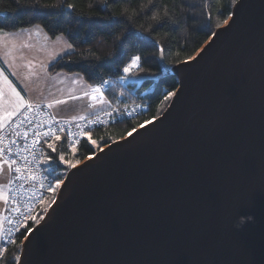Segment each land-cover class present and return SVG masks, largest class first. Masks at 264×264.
Listing matches in <instances>:
<instances>
[{
  "label": "water",
  "instance_id": "obj_1",
  "mask_svg": "<svg viewBox=\"0 0 264 264\" xmlns=\"http://www.w3.org/2000/svg\"><path fill=\"white\" fill-rule=\"evenodd\" d=\"M159 64L166 109L67 170L16 264H264V0Z\"/></svg>",
  "mask_w": 264,
  "mask_h": 264
},
{
  "label": "trees",
  "instance_id": "obj_2",
  "mask_svg": "<svg viewBox=\"0 0 264 264\" xmlns=\"http://www.w3.org/2000/svg\"><path fill=\"white\" fill-rule=\"evenodd\" d=\"M236 1L153 0L152 5L141 12L139 6L144 0H60L56 7L44 6L45 2L51 3L53 0H31L30 3L28 0H0V30L17 32L40 27L51 38L61 35L73 43L75 53L63 54L52 62L48 66L52 73H79L91 85L108 78L123 77L121 86H113L107 91L108 98L116 105L142 103L147 109L136 116L122 117L87 133L103 146L160 115L178 86L175 75L162 76L159 50L153 41L163 46L164 57L169 65L187 60L229 18ZM69 3L74 5V10L67 8ZM164 7L168 8L172 19L166 17L152 28L151 33H145L137 27L153 10H163ZM108 16L113 19H106ZM129 16L133 19L130 20ZM121 32L124 33V39L117 43L114 38ZM113 45L114 54L109 56L107 53ZM140 54L145 58L140 66L133 67L130 73H124L123 67L130 56ZM87 135L76 145H72L64 136L59 139L55 137L47 143H55L60 155L70 162L78 163L96 152L90 150L91 141L86 139ZM47 143L44 145V157H54L51 161L53 168L49 172L61 180L65 175V166L55 159ZM52 196L54 194L50 198ZM26 225L29 230L35 223L30 221ZM23 229L6 247V251L1 253L0 264L17 263L16 258L19 257L21 243L27 233Z\"/></svg>",
  "mask_w": 264,
  "mask_h": 264
},
{
  "label": "built area",
  "instance_id": "obj_3",
  "mask_svg": "<svg viewBox=\"0 0 264 264\" xmlns=\"http://www.w3.org/2000/svg\"><path fill=\"white\" fill-rule=\"evenodd\" d=\"M122 83V76L105 79L94 88L93 94L96 99L103 100L111 87L121 86ZM95 89H99V92ZM25 106L0 131V148L11 149V151H0L11 168L5 204V222L1 233L2 248H6L17 238L21 227L30 222L32 217L37 218L42 214L47 197L57 190L55 184L59 180L46 169L43 163L44 145L47 142L55 137L64 136L72 145H76L90 130L109 125L122 117L136 116L147 109L145 104L132 103L115 105L85 116L83 119H62L57 117L45 103L27 101ZM90 120L96 123L89 124ZM53 131L54 135L50 138L44 135ZM17 168L20 169L19 172L16 171ZM17 207L20 212L27 213L31 210V217L22 218L15 211ZM18 221L22 222L18 223Z\"/></svg>",
  "mask_w": 264,
  "mask_h": 264
},
{
  "label": "crops",
  "instance_id": "obj_4",
  "mask_svg": "<svg viewBox=\"0 0 264 264\" xmlns=\"http://www.w3.org/2000/svg\"><path fill=\"white\" fill-rule=\"evenodd\" d=\"M56 39L40 27L0 30V131L23 110L17 107L21 100L24 105L27 101L51 105L50 110L62 119H80L112 105L108 95L101 102L93 99L95 85L87 83L81 74L48 70L63 55L59 52L62 44H56ZM7 112L15 114L4 121ZM5 161L0 154V248L11 176Z\"/></svg>",
  "mask_w": 264,
  "mask_h": 264
},
{
  "label": "snow or ice",
  "instance_id": "obj_5",
  "mask_svg": "<svg viewBox=\"0 0 264 264\" xmlns=\"http://www.w3.org/2000/svg\"><path fill=\"white\" fill-rule=\"evenodd\" d=\"M67 8H68V9H72V10H74V5L71 4V3H69V4L67 5ZM106 19H108V20H112L113 18H112L111 16H108V17H106ZM125 35H126V33H125ZM138 35L140 36L141 39H144V36H143L142 34L138 33ZM216 35L218 36L219 33H217ZM57 38H58V37H57ZM123 39H124V36L122 37L121 41H122ZM153 42L157 44L158 50H159L160 52H164L165 49L163 48V46L159 45L158 42H156V41H153ZM75 51H76V49H75V45H74L73 43H71V42L65 43V44H64V47H62V48L59 50L60 53H63V54H65V55H72V54L75 53ZM58 54H59V53H58ZM144 59H145V58H144V56H143L142 54H140V55H132V56H130L128 63L123 67V72H124V73H130V70H131L133 67H139L140 64L143 62ZM124 78H126V77H124ZM95 91H96V92H99V89H95ZM84 95L87 96L88 93L85 92ZM101 95H102V93H101ZM92 98H93V99H96L95 96H93ZM17 107L20 108V107H26V106L24 105L23 101L21 100V102L17 105ZM49 107H51V105H49ZM14 114H15V112H7V113L4 115L3 120H4V121H7V120H8L10 117H12ZM81 119H83V117H81ZM88 123H89V124H93V123H96V121H92V120H90V121H88ZM61 130H62V129H61ZM146 130H147V129H145V131H146ZM25 135H26V134H25ZM44 135H45L46 137H49V138H50L52 135H54V131H53V132L45 133ZM85 135H86V134H85ZM57 139H59V137H57ZM86 139H87V140H90L91 138H90V137H86ZM105 142H107V141H105ZM33 143H36V141H33ZM94 145H95V141L93 140V141H91V143L89 144V148H90L91 151H95V147H94ZM47 148L50 150L51 153H54V154H55V159H56L57 161L62 162L63 164L67 165L69 168L75 167V165L72 164V162L66 160V159L64 158V156H62V155L59 154V152L57 151V146H56L55 143H47ZM109 150H110V149H109ZM0 151H11V149H10V148H7V149L0 148ZM53 159H54L53 155H48V156L44 159L43 163H44V164H48V163H49L50 161H52ZM4 163H8V162L5 161ZM37 163H40V161H37ZM16 171L19 172L20 169L17 168ZM62 182H63V181H58V182L55 184V187L59 188V187H60V183H62ZM49 186L51 187L52 185L50 184ZM15 211H17V212L20 214V216H21L22 218H24V219H27L28 217H31V210H29L27 213H25V212H20V209L17 207V208H15ZM19 222H22V221H18V223H19ZM31 222L39 224V220H37L35 217H32V218H31ZM40 226H42V225H40ZM38 230H39V228H37V231H38ZM23 231H24V232H27V231H28V227H27V225H25ZM32 235H35V233L33 232ZM28 242H31V236L28 237ZM3 251H6V248H0V252H3ZM16 259L18 260L19 257H17Z\"/></svg>",
  "mask_w": 264,
  "mask_h": 264
},
{
  "label": "clouds",
  "instance_id": "obj_6",
  "mask_svg": "<svg viewBox=\"0 0 264 264\" xmlns=\"http://www.w3.org/2000/svg\"><path fill=\"white\" fill-rule=\"evenodd\" d=\"M28 2L30 3L31 0H28ZM59 3H60V0H53V2H51V3L45 2L44 6H46V7H56V6L59 5ZM152 3H153V0H144V2L141 3L140 6H139L140 11L143 12L144 10L148 9L149 6L152 5ZM125 12H127V9H125ZM166 17H168L169 19H172L167 7H164L163 10H159V9L158 10H153L150 13V15L147 16L146 20L143 23L137 25V27L143 29V31L145 33H151L152 28L156 24L161 23ZM128 18L130 20L133 19L132 16H129ZM123 34H124L123 32L116 34V36L114 38L115 42L118 43L122 39ZM114 51H115V48H114V45H113L112 50H110L107 53V55H109V56L113 55ZM254 220H255V217L252 216V215H249L246 219L244 217H241L240 218V225H243V223H245L246 221H254Z\"/></svg>",
  "mask_w": 264,
  "mask_h": 264
},
{
  "label": "rangeland",
  "instance_id": "obj_7",
  "mask_svg": "<svg viewBox=\"0 0 264 264\" xmlns=\"http://www.w3.org/2000/svg\"><path fill=\"white\" fill-rule=\"evenodd\" d=\"M230 17V16H229ZM229 19V18H228ZM227 19V20H228ZM226 20V21H227ZM226 21L223 23V24H225L226 23ZM222 24V25H223ZM221 25V26H222ZM51 38V37H50ZM59 39V40H58ZM58 39H56V41H54L56 44H62L61 46L62 47H64L63 45L65 44V43H68V41L67 40H65V38L63 37V36H61V35H59V37H58ZM197 53V52H196ZM174 93V92H173ZM172 95L173 94H171L170 95V98L172 97ZM171 100V99H170ZM113 105H115L114 103H112ZM169 104V103H168ZM111 107V106H110ZM152 120V119H151ZM149 122V121H148ZM147 123V122H146ZM145 124V123H144ZM143 125V124H142ZM141 126V125H140ZM87 137H90V135L88 136L87 135ZM90 141H93L92 139H90ZM107 145V144H106ZM106 145H103V146H100L99 144H98V142H95V145H94V147H95V150L96 151H98L99 149H101L102 147H104V146H106ZM72 151H73V149H72ZM74 152V151H73ZM93 154H91V155H89L88 157H91ZM47 157V155H45V157L44 158H46ZM87 158V157H86ZM85 158V159H86ZM83 161V160H82ZM82 161H80V162H82ZM80 162H78V163H74V162H72V164H74V165H76V164H79ZM63 164V163H62ZM64 166H65V168H64V172L66 173L67 172V170L69 169V167L67 166V165H65V164H63ZM52 166H51V161L48 163V164H46V169L47 170H49V171H51L52 170ZM64 178V177H63ZM56 189H57V187H56ZM55 189V190H56ZM54 190V191H55ZM54 195H55V192H52ZM53 194H51V195H53ZM52 198H53V196H52ZM52 198H50V196L49 197H47V200L45 201V206H44V208H46V209H48V207L50 206L49 204H51V202H52V200L54 199H52ZM41 216V215H40ZM40 216H38L36 219L38 220L39 218H40ZM24 226V225H23ZM21 227V230H22V228H24V227Z\"/></svg>",
  "mask_w": 264,
  "mask_h": 264
},
{
  "label": "bare ground",
  "instance_id": "obj_8",
  "mask_svg": "<svg viewBox=\"0 0 264 264\" xmlns=\"http://www.w3.org/2000/svg\"><path fill=\"white\" fill-rule=\"evenodd\" d=\"M228 21H229V19L227 20V22H226V23H228ZM226 23H225V24H226Z\"/></svg>",
  "mask_w": 264,
  "mask_h": 264
},
{
  "label": "flooded vegetation",
  "instance_id": "obj_9",
  "mask_svg": "<svg viewBox=\"0 0 264 264\" xmlns=\"http://www.w3.org/2000/svg\"><path fill=\"white\" fill-rule=\"evenodd\" d=\"M45 206V205H44Z\"/></svg>",
  "mask_w": 264,
  "mask_h": 264
}]
</instances>
